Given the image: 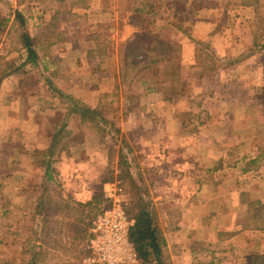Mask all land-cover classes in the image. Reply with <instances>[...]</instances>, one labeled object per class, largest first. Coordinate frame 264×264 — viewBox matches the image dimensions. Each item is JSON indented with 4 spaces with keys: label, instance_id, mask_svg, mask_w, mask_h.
Segmentation results:
<instances>
[{
    "label": "rangeland",
    "instance_id": "374dc122",
    "mask_svg": "<svg viewBox=\"0 0 264 264\" xmlns=\"http://www.w3.org/2000/svg\"><path fill=\"white\" fill-rule=\"evenodd\" d=\"M9 1L14 0H5L6 3L10 4ZM44 1L47 6L85 3V0ZM186 1L192 2L191 8L195 9L200 5L198 1L201 0H112V5L121 9L124 7L128 9L130 18L135 23L134 29L136 31L128 41L118 46L117 59L112 58V61L111 59L105 60L100 53L103 52L105 46L111 47L105 43L109 35L116 32L118 35L120 34L123 13H119V24L112 25V27L109 24L96 28L94 25L87 24L79 27L81 29L79 35L90 31L89 35L100 37L101 42L94 47L95 61L91 64L94 66L97 65L96 63L105 64L107 62L112 67L114 75H118L115 83H119L120 88L116 90L117 92L111 90L113 95L111 98H115L114 95H120L122 98L120 103L125 106V109L120 108L119 102L115 103L116 99L101 98V109L98 112L101 114L100 119H103L102 114L106 117L105 123L98 121L97 116L94 122L100 129L94 128L93 123H81V129L95 137L94 143L89 139L86 142L87 145L92 146L96 143L102 148V151L98 150L97 153L98 161H102L98 164L101 166L99 170L101 176L97 181H80L79 179L69 183L67 181H47L43 179V176L41 178V174L40 176L38 174L37 177L35 173L32 175L30 173V178H26L27 171L25 169L23 172L20 170L15 174L23 173L24 175L22 181H18L13 179L11 169L8 167L0 168V264H26L32 260L31 246L32 249L35 247L32 250L35 252L47 251L45 262L38 264H83V260L89 254L87 246L92 219L101 208L110 204L104 198L103 184L106 183H118V186L121 187L122 198L126 202L124 208L131 217L132 213L139 210L136 203H139L140 198L141 204H145L147 210L153 214L159 229H161L160 225L162 228L169 229L179 222V209H184L185 205L184 200H179V195H185V187H187L189 194L194 195L192 203L189 202L188 205L195 213L191 222L197 229L207 225L210 215L216 208L219 206L222 208L223 205L226 207L227 202L225 203L224 196L227 193V188L234 187H232V183L228 184L229 180L232 182V177L218 173L217 169L213 168L217 167L216 163L219 158L224 161L225 166L239 162L238 158L246 155L244 151L248 146L237 147L242 142L238 138L232 139L229 133L224 132L229 131L230 128L233 129L232 126L228 125L222 128L221 136L219 135L214 139L210 138L209 144L205 140L206 138H203L204 132L201 124L206 121L207 116L205 115L206 107L202 97L205 98L207 92L202 93L205 89H199L198 85L201 87L202 79L207 78L210 73L212 74L215 66L222 65V63L226 65L228 62L225 60L220 63L211 61L209 49L207 50L202 40L194 39L192 43H185L189 48L186 46V50L181 51L184 43L181 45L180 42H186L188 38H193L189 29L182 25L184 19L180 16V10ZM204 1H206L205 4H212L215 1L218 3V8L213 10V15L218 17L219 21H226V23L228 21L223 31L225 32L226 28H230L231 34H226L225 39L227 40L229 36L233 35L236 44H238V49L232 48L231 50L240 53L239 57H243L246 53L244 51L247 49H258L264 45V0ZM174 5L178 9L177 17L171 10ZM240 6H251V8L244 9ZM196 11L197 9H195ZM9 19L10 10L8 5H5L0 10V55L2 58L16 46L23 49L20 32H18L15 23H9ZM108 19H110L109 16H107L106 23L110 21ZM51 36L54 39L58 38L55 32ZM145 36H150L153 40L151 38L137 39L145 38ZM135 40L144 41L136 43ZM127 45L130 47L128 48ZM149 45L154 50H148L147 46ZM169 46L174 48L173 51H168ZM11 59L10 57L9 61ZM21 59L22 57L16 56L15 61L18 65ZM151 60H156L157 63L153 65L150 63ZM179 61L181 64L175 75L173 65ZM130 63H132L131 66ZM9 65V62L1 59L0 71H3L2 73L8 71ZM36 77V72L29 70L23 74L21 82H33ZM106 81L105 75L99 77L101 86L105 87ZM119 86L117 85V87ZM149 87L158 92V98L155 94L148 93L153 92L149 90ZM21 91L26 93L25 89ZM260 95L258 92L259 98L262 97ZM143 96H145L147 105L148 103H155L156 105L151 108L150 106L147 107V111L153 110L155 114L152 112L151 115L147 114L141 118L146 134L151 135L142 139L137 136L134 137V133L127 136L126 126L132 130L135 129V131L139 127L138 117L135 116L139 114V101L140 99L144 100ZM8 97L7 92L0 95V109L5 106L4 103L8 101ZM128 101L130 102L129 106ZM70 106L74 108L73 104ZM217 111V109L214 110L213 114ZM124 114L127 117L131 114L134 116V120L123 122L125 128L121 132L119 129L122 125L120 119ZM39 120L43 121L42 124L47 127L46 134L52 135L54 132L53 125H61L63 114L60 112L52 115L47 114L39 117ZM213 125L210 130L214 132L218 129V123L215 122ZM12 130H14L13 135L17 131H22L26 135L33 133L29 123L20 124L19 122V124L11 123L10 125L9 115L0 110V139L1 137H9ZM157 130L161 133L164 131L171 132L173 136L170 138L158 137ZM256 131L260 136L257 139V146L260 145L259 149H261L257 153L260 154L264 152V125L259 124ZM60 138V145L64 146L82 139L80 137L65 139L67 137L64 135L63 140L61 133ZM8 141L6 142L5 139L0 143L2 154L7 153L9 149ZM13 143L16 142L13 141ZM143 145L149 147V153L145 155L140 154ZM169 149L175 151L176 154L173 155L171 151L165 153ZM233 149H236V152H233ZM262 155L264 156L263 153ZM121 156H125L130 179L119 178V173L122 170ZM263 156L262 159L264 160ZM182 162L189 164L188 166L180 164ZM2 163L0 161V167L4 165ZM174 163L180 165L176 167L173 165ZM230 173L232 176L233 171ZM242 176L246 182L242 184L247 185L244 188V194L257 195L261 193L259 190L263 191L255 188L251 185V181L244 178V175ZM236 177H238L237 174ZM74 188L76 191L80 189L79 191L82 193L80 195H83L85 190L88 193L79 196L78 192H74ZM199 188H203V190L198 191ZM88 201L92 202L85 207L78 206L79 202ZM255 202H258L261 210H264V201L262 204L260 200L254 198L249 202V209ZM230 208L234 210L238 207L231 205ZM242 219L245 222L244 227L248 228L247 220ZM225 221L228 222L230 219L226 218ZM46 231L49 232V236L45 235ZM162 237L165 240L163 231ZM204 237L205 235L200 233L195 235V242L202 241L200 239ZM207 239L204 238L203 241H207ZM227 252L217 251L218 254L215 257H218L219 260L216 264H234V260L236 263L241 260L243 254L241 251H235V257H232L234 253L223 254ZM262 252L256 255L262 256L264 250ZM169 253L172 252H169L167 247H162L161 258L164 264H169ZM207 256H210L208 252L199 251V260L202 264L204 261H208ZM223 257H231V259L224 261ZM151 264H155L154 261Z\"/></svg>",
    "mask_w": 264,
    "mask_h": 264
},
{
    "label": "crops",
    "instance_id": "0c3cea01",
    "mask_svg": "<svg viewBox=\"0 0 264 264\" xmlns=\"http://www.w3.org/2000/svg\"><path fill=\"white\" fill-rule=\"evenodd\" d=\"M9 2L10 4L6 3L5 0H0V10L8 5L10 10L9 23H15L17 28L18 23L15 17L18 15L23 20L24 30L34 41L32 48L35 57L34 62H31L24 48L19 49V46L12 49L3 58L0 55V60L4 59L10 64L8 71L4 70V73L0 71V95L7 92L9 96L8 101L4 103L5 106L0 110L9 115L10 125L11 123L16 125L19 122L20 124L29 123L33 133L26 135L22 131H17L13 135L14 130H12L9 137H1L0 143L6 139V142L9 140L10 146L7 153L2 154L0 151V161L4 164L0 168L8 167L11 169L13 179L18 181H22L24 175L23 173L15 174L20 170L23 172L24 169L27 171L26 178H30V173L31 175L35 173L37 177L38 174L39 176L41 174V178L43 176V179L47 181H67L68 183L78 181V179L80 181H97L101 176L99 171L101 166L98 164L102 163V161H98L97 153L98 150L102 151V148L96 143L92 146L87 145L86 142L89 139L94 143L95 137L81 129L79 113L70 104L99 111L101 98L109 97V100L116 99L115 103L119 102L121 109H125V106L120 103L122 102L120 95H114L115 98H111L113 96L111 90L116 91L120 88L119 83H115L118 75H114L112 67L107 62L105 64L96 63L97 65L94 66L91 64L95 61L94 47L101 42L100 37L89 35L90 31L79 35L81 32L79 27L85 24L94 25L95 28L106 24L112 27V25L119 24V13H123L120 34L118 35L116 32L109 35L105 41L112 48L105 46L103 52L100 53L105 60L111 59L112 61V58L117 59L118 46L128 41L136 32L135 23L132 22L128 9L126 7L121 9L112 5V0H85L83 4L70 3L50 6H47L44 0L24 2L14 0ZM187 2L180 10V16L184 19L182 25L189 29L193 40L188 38L186 42H180L181 45L184 43L181 51L186 50L187 44L185 43H192L194 39L202 40L207 50L209 49L211 61L220 63L225 60L228 62L226 65L222 63V65L215 66L212 74L210 73L207 78L202 79L201 87L198 85L199 89H205L202 93L207 92L206 97H202L206 107L205 115L207 116L206 121L201 124L204 132L203 138H206L205 140L209 144L210 138L214 139L219 135L221 136L222 128L228 125L232 126L233 129L230 128L229 131L224 132L229 133L232 139L238 138L242 142L237 147H248L245 151L243 150L246 155L238 158L239 162L225 166L221 158L217 160V167L213 169H217L218 173L232 177V182L229 180L228 184L232 183V187H234L227 188V193L224 196V201L227 202L226 207L223 205L222 208L220 206L216 208L210 215L207 225L197 229L191 222L195 213L188 203H192L194 195L189 194L187 187H185V195H179V200L185 201L184 209H179L178 212L181 219L178 218L179 222L169 229L162 228L160 225V230L163 231L165 237L164 246L169 249V252H172L169 253L170 261L168 263L202 264L199 260V251H206L210 256H207L209 259L204 263L216 264L219 260L218 257H215L218 254L217 251H228L223 254L234 253L232 257H235V251L239 250L243 253L241 260L237 263L234 260L233 263L253 264L254 255L263 253L262 250H264V227L258 230L251 227L246 228L242 218L246 219L249 202L252 198L260 200L262 204L264 201V160L262 159L264 152L257 153L261 149H259L260 145L257 146V139L260 136L256 131L259 124L264 125V93H262L264 91V45L258 49H247L244 51L246 52L244 56L239 57L240 53L234 51L238 49V44H236L233 35L229 36L231 34L230 28H226L225 32L223 31L228 21L227 23L226 21H219V18L213 15V10L218 8V3L215 1L212 4H205L206 1L204 0L198 1L200 5H197L195 12V9L191 8L193 3ZM240 7L251 8V6ZM171 10L177 17L178 9L175 5ZM107 16L110 18L108 23H106ZM48 30L55 32L58 38L49 37L47 35ZM226 34H229L227 40L225 39ZM239 46L242 48L241 45ZM114 47L115 49H113ZM187 48L189 47L187 46ZM232 48L234 50H231ZM16 56L22 57L19 65L15 61ZM10 57L12 59L9 61ZM29 70L36 72L37 77L33 78V82H21L23 74ZM103 75L107 77L105 87L99 83V77ZM24 89L26 93L21 91ZM152 91L148 93L155 94L158 98V92ZM258 92L262 97L259 98ZM144 97V100L140 99L139 101V114L135 116L138 117L139 127L135 131V129L132 130L126 126L127 136L134 133V137L137 136L142 139L151 135L146 134L141 118L147 114L151 115L152 112L155 114L153 110L147 111V107L150 106L151 108L156 105L155 103H148L147 105ZM129 105L130 102L128 101ZM216 109L218 111L213 114ZM59 112L63 114L61 125H53V134L47 135L45 132L47 127L42 124L43 121H40L39 117ZM102 116L104 120H107L104 114ZM124 116L120 119L121 124L134 120V116L131 114L128 117L127 115ZM40 119L42 120V118ZM215 122L218 123V129L213 132L210 129ZM124 128L122 124L119 129L123 132ZM60 133L63 140L64 135L67 137L65 139H74V137L82 139L73 141L69 145H60ZM157 136L170 138L173 134L167 133V131L161 133L160 131ZM170 151L173 155L176 154L172 149L165 151V153ZM233 152H236V149H233ZM147 153H149V147L143 145L140 154L145 155ZM180 164L188 166L189 163L182 162ZM180 164L174 163L173 165L177 167ZM87 169L89 170L87 171ZM231 171H233L232 176L230 175ZM242 175L251 181V185L263 191L259 190L261 193L257 195L244 194V188L247 185L242 184L245 182ZM41 178L39 179L41 180ZM109 184L112 183L103 184V190ZM198 184L201 185L200 182ZM79 190L76 191L74 188V192H78L79 196L88 193L85 190L83 195H80L82 193ZM81 190L84 189L81 188ZM199 190L202 191L203 188H199ZM155 199L154 201H156ZM231 205L238 207V210H232ZM226 218L230 221H225ZM199 233L205 235L204 238H208L207 241H203V238L200 239L202 241L195 242V235ZM222 259L226 261L231 257H223Z\"/></svg>",
    "mask_w": 264,
    "mask_h": 264
},
{
    "label": "trees",
    "instance_id": "16d2710c",
    "mask_svg": "<svg viewBox=\"0 0 264 264\" xmlns=\"http://www.w3.org/2000/svg\"><path fill=\"white\" fill-rule=\"evenodd\" d=\"M62 1V0H60ZM15 20L18 23V32H20V38L23 42V48L27 53V56L31 62H34L35 54L33 52V44L34 41L28 36L26 31L24 30V23L23 20L18 17H15ZM53 34L52 30H48L47 35L50 37ZM151 38L150 36H145V38H137V39H147ZM151 40H153L151 38ZM139 41L144 40H135L136 43H140ZM151 43V42H150ZM128 47V46H127ZM130 47V46H129ZM128 47V48H129ZM148 50H154V48L149 45L147 46ZM174 48H171L169 46L168 51H173ZM141 50V49H139ZM178 59V58H177ZM177 61V60H176ZM151 64L155 65L157 63L156 60H151ZM176 63V62H175ZM134 64V62H133ZM180 61L177 62L175 65H173L174 74H177V70L180 65ZM132 63H130V66ZM149 69V68H148ZM148 89V88H147ZM149 90L152 91L153 88L149 87ZM74 110H76L80 115V120L82 124L93 123L94 128H99L97 123L94 122L95 117L97 116L98 121L105 123L104 119H100V114L95 109H91L88 107H78L74 105ZM104 133V132H103ZM122 170L119 173V178L130 179V175L127 172V163L125 160V156H121ZM93 199H96L93 197ZM92 201H88L85 203H78L79 207H85L89 205ZM136 207H139V210L135 213H132V217L129 216L128 212L126 211V214L132 218L133 225L129 228L128 237L132 245L134 246L136 255L138 260L140 261V264H151L152 261H154L155 264H164V261L161 258V249L165 245V240L162 237L161 230L156 226V222L154 221L153 214L149 212L146 208L145 204H141V199L139 198V203H136ZM135 205V203H133ZM263 209V208H262ZM45 218V217H42ZM247 227H251L253 229H261L264 225V210H261L260 205L258 202L253 203L251 208L249 209L247 213ZM258 224V225H256ZM246 226V225H245ZM46 236H49V232H45ZM35 247L32 249V246L30 248V255L32 257V260L27 262L26 264H38V263H44L46 260L47 251H39L35 252ZM253 264H264V255L259 256L255 255L252 260Z\"/></svg>",
    "mask_w": 264,
    "mask_h": 264
},
{
    "label": "built area",
    "instance_id": "2783aa9c",
    "mask_svg": "<svg viewBox=\"0 0 264 264\" xmlns=\"http://www.w3.org/2000/svg\"><path fill=\"white\" fill-rule=\"evenodd\" d=\"M118 183L107 185L104 198L109 205L100 209L89 228L88 256L83 264H140L129 240L133 220L126 214V202Z\"/></svg>",
    "mask_w": 264,
    "mask_h": 264
}]
</instances>
